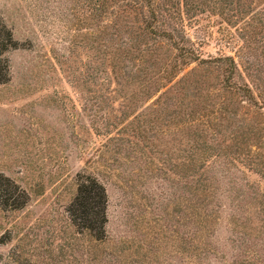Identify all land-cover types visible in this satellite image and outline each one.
Instances as JSON below:
<instances>
[{
    "label": "rangeland",
    "instance_id": "1",
    "mask_svg": "<svg viewBox=\"0 0 264 264\" xmlns=\"http://www.w3.org/2000/svg\"><path fill=\"white\" fill-rule=\"evenodd\" d=\"M145 1L0 0V174L29 198L0 264H264V0ZM88 176L102 239L66 212Z\"/></svg>",
    "mask_w": 264,
    "mask_h": 264
},
{
    "label": "trees",
    "instance_id": "2",
    "mask_svg": "<svg viewBox=\"0 0 264 264\" xmlns=\"http://www.w3.org/2000/svg\"><path fill=\"white\" fill-rule=\"evenodd\" d=\"M145 3L150 6L151 0H146ZM152 15H154L153 12ZM16 47L17 42L13 37L12 31L0 16V84L6 83L10 77L9 61L5 54ZM215 61L229 64L225 71L227 73L225 83L228 84L229 78L234 75L236 69L234 59L231 56H224L219 57ZM238 88L242 92L246 90L250 93L248 87L238 86ZM246 98L252 101L253 96L249 94ZM254 104L256 105V102ZM28 199L27 193L19 185L0 174V207L2 209H21L27 204ZM106 205L107 196L104 186L95 178L90 176L82 177L79 180L76 195L67 207L66 212L73 225L79 231H87L96 239H102L105 236V226L107 224ZM239 253L237 255L255 254V251L251 250V246L247 247L244 245L239 250Z\"/></svg>",
    "mask_w": 264,
    "mask_h": 264
}]
</instances>
